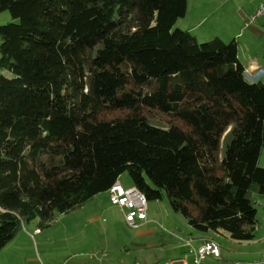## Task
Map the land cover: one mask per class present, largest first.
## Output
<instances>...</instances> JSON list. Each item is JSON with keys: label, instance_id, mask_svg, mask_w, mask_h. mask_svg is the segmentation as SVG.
Returning a JSON list of instances; mask_svg holds the SVG:
<instances>
[{"label": "trees", "instance_id": "1", "mask_svg": "<svg viewBox=\"0 0 264 264\" xmlns=\"http://www.w3.org/2000/svg\"><path fill=\"white\" fill-rule=\"evenodd\" d=\"M188 0H0V252L128 173L198 233L253 240L264 83L239 44L175 27Z\"/></svg>", "mask_w": 264, "mask_h": 264}, {"label": "rangeland", "instance_id": "2", "mask_svg": "<svg viewBox=\"0 0 264 264\" xmlns=\"http://www.w3.org/2000/svg\"><path fill=\"white\" fill-rule=\"evenodd\" d=\"M254 3L251 0H219L225 13L218 11L217 18L209 19L204 26L208 24L209 30L223 35L227 39L223 41L229 43L234 38L228 40L223 26L225 22L219 24V20L235 19L230 15L232 11H238L239 7L251 8ZM191 9L189 22L193 23L201 18V13L196 5ZM181 20L183 18L175 27L187 24ZM13 21L16 20L9 11L0 13V26ZM199 39L200 43L207 42L200 34ZM242 41L244 51L248 40L244 38ZM2 74L11 76L10 72L0 69ZM259 165L264 167V151ZM123 175L131 179L128 173ZM123 187L129 188L130 184L124 182ZM254 198L258 209L255 238L239 241L226 232L212 233V240L219 244L222 257H208L203 264H264V197L254 194ZM136 222L137 227L130 226L125 212L112 205L110 195L104 192L69 213L57 215L49 227L40 229L39 234L34 233V229L40 227L39 220L27 223L20 234L24 240L16 241L15 249L19 252L21 264H156L177 262L180 260L176 259L192 256L191 247L186 243L195 230L181 213L172 208L166 193L162 199L149 201L147 218ZM10 246L5 252L12 248ZM11 262L9 258L0 264Z\"/></svg>", "mask_w": 264, "mask_h": 264}, {"label": "crops", "instance_id": "3", "mask_svg": "<svg viewBox=\"0 0 264 264\" xmlns=\"http://www.w3.org/2000/svg\"><path fill=\"white\" fill-rule=\"evenodd\" d=\"M251 1L255 2L251 8L239 7L238 11L236 10L232 11L230 14L232 17L235 16L236 17L235 19L228 18L227 21H225V19L219 20V24L221 23V21L222 23L225 22L223 26L225 27V33L228 34L229 36L228 40L234 38V40L239 41V58L241 63L246 68L248 79L251 81H261L264 83V15L260 16L257 19V21L254 23H251L249 20L250 17L256 13L258 7L264 2V0H251ZM192 5H196L197 11L201 13V18L193 23L189 22L190 13L193 12V10L191 9ZM218 11L220 12L225 11L222 8L221 4H219V0H198V1L192 0V2L191 0H188L187 14L183 18V20H181L184 21L183 23H187V24L180 27V29L189 31L191 34L197 37L198 41L200 40L199 34L202 36L203 40L205 41H209L215 37H219L222 40H227L226 37H223V35L216 33L213 30H209L208 24L207 26H204V24L209 19L213 18ZM215 18L217 17L215 16ZM215 18L214 20H216ZM214 20H212V24ZM203 26L204 28L201 29V27ZM235 27L237 28V30L235 29ZM229 34H231V37ZM244 38L248 40V47L246 50L243 51L242 47L244 42L242 41V39ZM118 182L121 185H123L125 182V184H127L128 186L130 184V187H133L132 180L126 179L124 175H122L119 178ZM105 193L109 194V191ZM37 229L38 228L34 229V233H36ZM21 233L22 231L15 237V239L11 243H9L0 252V261L6 259L9 260V258H11L12 262L10 264H21L19 252L15 249L16 241H19L20 243L24 240V238H20ZM212 239H213L212 233L194 232L193 235H191V237L187 240L186 245L188 247H191L188 244V242H190L192 246L198 247L205 241ZM10 245H12V248H10L9 250H7V252H5L6 249L11 247ZM176 260H180L176 262L178 264H182V263L188 264L193 261V257L191 255L190 256L188 255L184 258H180Z\"/></svg>", "mask_w": 264, "mask_h": 264}, {"label": "built area", "instance_id": "4", "mask_svg": "<svg viewBox=\"0 0 264 264\" xmlns=\"http://www.w3.org/2000/svg\"><path fill=\"white\" fill-rule=\"evenodd\" d=\"M264 15V2L258 7L255 14L250 17V22L254 23L257 19ZM110 202L112 205L121 208L125 212V218L128 224L132 227H137L136 220H144L147 218L148 201L146 196L135 186L124 188L118 181L109 189ZM40 229L36 230L39 233ZM191 253L193 257L192 263L188 264H203V261L208 257H221V248L214 240H207L198 247H194L190 242ZM156 264H178L176 262H162ZM187 264V263H182ZM241 264V263H238Z\"/></svg>", "mask_w": 264, "mask_h": 264}]
</instances>
